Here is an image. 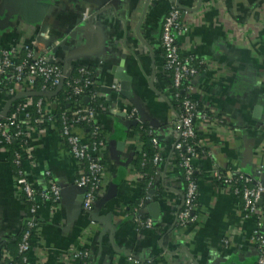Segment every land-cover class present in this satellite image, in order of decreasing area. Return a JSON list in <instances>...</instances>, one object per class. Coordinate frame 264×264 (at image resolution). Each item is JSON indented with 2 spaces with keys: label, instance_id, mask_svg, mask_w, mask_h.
Instances as JSON below:
<instances>
[{
  "label": "crops",
  "instance_id": "obj_1",
  "mask_svg": "<svg viewBox=\"0 0 264 264\" xmlns=\"http://www.w3.org/2000/svg\"><path fill=\"white\" fill-rule=\"evenodd\" d=\"M176 1L187 10L182 16L187 30L177 43L196 61H207L194 78L193 99L210 117L197 120L207 157L193 163L198 178L196 223L179 230L174 215L184 183L172 150L175 107L170 88L161 79V25L172 1L0 0V48L38 36L39 46H46V37L59 39L60 45L48 50L53 60L62 67L67 58L70 74L78 66L91 71L97 98L104 104L95 115L105 141L100 153L106 170L102 196L111 183L116 184L112 198L83 211L84 193L74 184L80 167L59 125H39L41 130L27 140L30 156L23 167L37 186L49 179L43 174L48 169L50 179L61 188V205L55 211L49 203L40 207L26 264H75L71 252L79 247L88 250L92 264H133L129 257L140 261L154 257L157 264H255L256 249L248 240L253 220L241 219L240 197L206 171L215 166L226 173L240 169L264 175V0ZM118 66L131 79L137 106L120 89L110 88ZM35 86H14L15 95L22 94L16 101L31 103L33 113L37 100L31 97L41 95L32 93L43 92ZM53 97L42 96L52 115ZM6 100L0 95V108ZM135 107L146 118L143 122L156 121V127H150L162 155L143 197L142 174L134 167L141 142L134 126L116 112ZM11 161L9 155L0 154V250L23 229L29 209L16 194ZM146 199L157 203L158 216L151 229L143 230L129 208L138 201L136 212L153 222L155 208L145 204Z\"/></svg>",
  "mask_w": 264,
  "mask_h": 264
},
{
  "label": "built area",
  "instance_id": "obj_2",
  "mask_svg": "<svg viewBox=\"0 0 264 264\" xmlns=\"http://www.w3.org/2000/svg\"><path fill=\"white\" fill-rule=\"evenodd\" d=\"M172 3L165 14L161 25V48L163 49L162 69L164 73H171L172 86L170 93L172 101L176 104L175 115L172 120V127L175 132V139L172 150L175 153L176 164L182 170V181L184 189L178 202L174 215V226L177 230L186 228L196 223V200L198 195V178L194 176L196 168L194 162L207 157V153L198 138L197 120L208 119V111L203 108H196L193 94L196 90L194 78L199 74L202 67H207V61H196L192 56L185 54L177 38L181 36L187 27L182 21L186 9L178 4L176 0ZM29 39L26 43L14 44L0 48V95L9 99L15 95V85L32 89L37 80L47 82L53 89L59 84L63 74L62 67L53 60L48 51L52 46L60 45L59 39H46V46H39L38 39ZM51 40V41H50ZM50 41V42H49ZM50 47V48H49ZM199 64L201 69L195 65ZM76 76L70 77L67 72L64 77L66 87L69 88L65 100L73 103V108L66 114V111L59 116L52 115L43 106V98L35 102L38 115L32 112L31 103L19 102L13 111H9L0 119V154H9L8 146H12L11 159L15 165L14 181L17 186L16 194L27 201L30 206L28 216L25 218L21 239L17 243V250L21 261L16 260L9 249L3 247L0 250V264H26V254L31 250V237L38 226V215L40 207L44 203L50 204L51 210H56L61 205V188L56 182L50 179L48 169H43L46 178L44 185L37 186L26 177L23 161L30 156V149L27 147V140L35 132L40 131L39 125L48 124L54 128L55 123L59 125L68 151L79 165L80 171L74 180V184L85 189L81 207L83 211L90 212L96 201L106 192V170L101 161L102 149L105 141L99 138L91 141L89 137L100 136L99 126L95 122L96 111L87 105L88 101L98 97V92L92 90L94 86L91 78V71L83 66L76 68ZM64 82L62 89L64 88ZM111 89L119 90V82L114 79L110 85ZM45 85L41 86L44 93L51 92ZM181 91L184 96L180 97ZM163 96V95H162ZM87 99V103H83ZM2 108H0L1 112ZM207 111V112H206ZM124 114L127 120H139L135 108L118 110ZM222 123V120H218ZM82 123L92 127L90 133H86ZM152 134V131H150ZM84 135L88 137L84 139ZM153 135V134H152ZM152 144L159 147L157 139L152 136ZM162 160L160 148L153 156V163L157 165ZM206 174L214 180L220 181L221 186L227 188L233 195L240 197L242 206L240 217L242 220L252 219L253 230L248 240L256 249V264H264V186L260 181V171L248 173L235 169L231 172H222L213 166L206 171ZM238 181L242 187L235 186ZM134 221L140 229H151L152 222L140 213L134 217ZM175 227V228H176ZM224 245H228V238L222 239ZM75 264H87L86 259L90 257L88 250L79 247L71 252ZM133 264H153L154 257L146 261L128 258ZM90 264H92L90 262Z\"/></svg>",
  "mask_w": 264,
  "mask_h": 264
},
{
  "label": "trees",
  "instance_id": "obj_3",
  "mask_svg": "<svg viewBox=\"0 0 264 264\" xmlns=\"http://www.w3.org/2000/svg\"><path fill=\"white\" fill-rule=\"evenodd\" d=\"M161 53L163 54V49L161 48ZM198 69H201L202 66H200L198 63L195 65ZM76 74V67L72 68V72H71V78L75 77ZM161 79L163 81V83L165 85H167L169 88L172 86V78H171V73H169V71H167V73H164L163 76H161ZM47 82H43L41 79H38L36 82V86L35 89H40L41 86L45 85L47 88H49L48 90H52L53 88L50 87L49 85H47ZM54 90V89H53ZM92 90H97V88L95 86L92 87ZM69 92V88L66 87V82H64V88L61 90L52 98L55 99L56 101V107H55V112L54 115L57 117L60 115L61 112L66 111V114L68 115L69 112L71 111V109L73 108V103L71 102L70 105L68 104V102L65 100L66 96L68 95ZM184 96V92L181 91L180 93V97ZM33 100H37L42 98V96H35V97H31ZM20 100L13 102L8 109V112L13 111L16 107V104L18 102H20ZM196 104V108H201V106L195 102ZM87 105L91 108H93L96 112H100L103 109V102L102 100H100L99 98H95L93 100L88 101ZM174 107H176V104H174ZM35 115H38L35 111H34ZM82 126L84 128V130L86 131V133H90V131L92 130V127L89 124L86 123H82ZM135 133H137V137L138 140L141 142V150L139 151V153L137 154V160L136 163L134 164V167L136 169V171H138L140 174H142V193L141 196H145L146 195V188L149 185H152V176L153 173L155 171V167L156 165L153 163V156L156 153V151L158 150L159 147H155L152 144V134L150 133V131H152L153 129L148 125L147 122H142L139 123L137 125H135L134 127H132ZM100 136H96V137H89V139L91 141H95L97 139H99ZM8 150H9V157L11 158V154H12V146H8ZM11 166H12V170L13 173L15 172L16 168L15 165L12 163L11 161ZM195 177H197V173L194 174ZM215 182L219 185H221L222 183L220 181L215 180ZM235 186L241 188L242 187V182L238 181L237 183H235ZM22 202L23 205L29 207L30 204L25 201L24 198H22ZM138 201H136L135 203H132L130 208H129V212L131 215H138V213L136 212L137 208H138ZM136 212V213H135ZM146 217H144L145 219ZM137 227H139V225H137ZM21 233H22V229L20 231L19 234H17L13 241L5 243L3 246H6L7 249L10 250V252L12 253V256L18 260L21 261V257L22 255H20L18 253L17 250V243L20 241L21 239ZM87 264H90L91 260L90 257L86 259ZM158 260L157 258H154L153 264H157ZM256 264V263H255Z\"/></svg>",
  "mask_w": 264,
  "mask_h": 264
},
{
  "label": "water",
  "instance_id": "obj_4",
  "mask_svg": "<svg viewBox=\"0 0 264 264\" xmlns=\"http://www.w3.org/2000/svg\"><path fill=\"white\" fill-rule=\"evenodd\" d=\"M30 2H32V1H30ZM78 30H79V28H76L75 32L78 31ZM73 34H76V33H73ZM64 60H65V63L62 66V74H63V76H62L59 84L56 86V88L53 91H51V92H47V93H44V92H33L32 94L41 95V96H45V97H53L61 90L63 82H64V77H65V74H66V61H67V58H65ZM122 65L123 64H121L120 66H122ZM120 66L117 67V69H116V71H114V75H113L114 79H116L119 82L120 94L123 97H125L126 99H128L130 102H132L135 106H137L136 103H135V100H134V98L132 96L131 90H130V81H131V79H130V77L127 74H125L123 72V70H122V68ZM103 90L104 91H109L108 89H103ZM21 96H22V94L19 93V94L13 95L12 97H10L9 99L6 100L2 110L0 112V119H2L7 114L9 106L13 102H15L17 99H19ZM83 103L86 104L87 103V99H83ZM135 109H136V111L138 113L139 120L142 121V122L145 121L144 119H146V118L142 115L140 108L135 107ZM117 117H120L129 127L135 126L139 122L136 119H134V120H126V119H124L125 118L124 114H121V113H119L117 115ZM148 124L151 127H156V121L154 119H148ZM117 146L120 147V144H118ZM259 177H260V181H261L262 185L264 186V175L260 174ZM81 189H82V193H84L85 189L82 188V187H81ZM115 192H116V184L111 183V185L109 186V189L107 190V193L104 196L100 197L96 201V203L94 205V209L100 207L105 201H107L110 198H112L115 195ZM151 192H152V190L150 191V193ZM148 197L150 198V195ZM81 200H82V197H81ZM144 203L145 204H149L148 206L151 205V208L152 207L155 208L154 213L151 214V217L153 219L152 223L155 224L156 223L155 221H156L157 216H158L157 215V203H150L149 199H146L144 201Z\"/></svg>",
  "mask_w": 264,
  "mask_h": 264
}]
</instances>
